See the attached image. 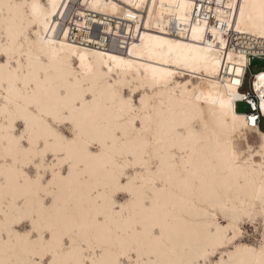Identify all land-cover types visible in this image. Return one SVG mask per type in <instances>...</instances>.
<instances>
[{
    "label": "snow or ice",
    "instance_id": "obj_1",
    "mask_svg": "<svg viewBox=\"0 0 264 264\" xmlns=\"http://www.w3.org/2000/svg\"><path fill=\"white\" fill-rule=\"evenodd\" d=\"M227 7L264 36V0ZM57 8L0 0V264H264V72L255 96L244 67L206 91L118 57L96 72Z\"/></svg>",
    "mask_w": 264,
    "mask_h": 264
},
{
    "label": "bare ground",
    "instance_id": "obj_2",
    "mask_svg": "<svg viewBox=\"0 0 264 264\" xmlns=\"http://www.w3.org/2000/svg\"><path fill=\"white\" fill-rule=\"evenodd\" d=\"M72 0H56L57 3V15L52 17L55 27V38L59 42H63L69 45V51H74L75 55L72 56L74 64L79 63V57L83 55L85 57V64H90L94 71L101 72L106 69L104 64H110L109 57H118L122 60L134 61L136 64L146 63L152 67L164 68L169 71L180 73L177 76L172 77L175 86H181L185 83H189V86L204 85L202 90H207L210 86V82L227 83L230 79H234L235 75L232 72V67L236 68L244 67L248 65V57L244 53L231 49L226 43L224 34L218 27L209 28L205 23L190 22L191 4L187 0H122L118 2L115 0H79L83 7L87 8L90 13L106 16L107 18L119 19L122 18L131 9L138 11L143 10L145 12L142 18V24L145 26L139 41H137L128 52L118 53L115 51L102 50L95 46L81 45L77 42L70 40V31L72 30L69 21L71 19L70 2ZM239 4V3H238ZM138 5V7H137ZM115 6V7H113ZM131 8V9H130ZM234 15L232 20V28L239 22L238 8H233ZM176 19L180 26H189L187 35L172 36L166 33V28L171 24V20ZM98 24L105 25V32H111V25L105 22L101 23V20L94 21ZM203 29V39L193 40L192 30L197 26ZM213 29L216 30V35H213ZM236 29V28H235ZM67 33V37L63 34ZM209 33V34H207ZM241 34L258 40L260 50H264V36L253 35L250 31H241ZM145 36L155 37L161 41L171 42L172 45H182L184 47L175 48L171 50V59L175 61L179 58L180 63L186 64V67H176V63L163 64L160 62L161 55L164 58H169V49L167 45L160 46L156 40L146 41ZM223 40V44L220 41ZM211 45V51L208 50V46ZM150 46V47H149ZM193 49H199L200 51H194ZM152 51L156 54L154 60H142L137 55H131L133 52L147 54ZM255 55H261L264 51H254ZM65 54H68L66 52ZM208 57V61L202 59V57ZM231 56L230 62L227 57ZM219 59V71L215 76H210L208 69L211 68V61ZM241 59L246 61V64L241 63ZM195 67L198 70L193 72L192 68ZM264 71H260L251 76L250 86L255 91V84L259 74ZM182 88L175 87V91H182ZM219 91L223 92L221 87ZM239 91V90H238ZM245 95V93H241ZM167 99V97L165 98Z\"/></svg>",
    "mask_w": 264,
    "mask_h": 264
},
{
    "label": "built area",
    "instance_id": "obj_3",
    "mask_svg": "<svg viewBox=\"0 0 264 264\" xmlns=\"http://www.w3.org/2000/svg\"><path fill=\"white\" fill-rule=\"evenodd\" d=\"M122 2V0H115ZM191 4V23H205L209 28L218 27L222 30L226 43L231 49L244 53L248 57V65L246 67V80L250 72V67L256 61L264 60V53L255 55L254 51L260 50L257 43L258 40L248 37L236 31L235 28L228 27L232 24L234 9H228L229 2L233 4L239 3V0H187ZM235 8V7H234ZM131 9V8H130ZM122 18L112 19L106 16L90 13L87 8L83 7L79 0L70 2L71 19L69 24L72 30L70 31V40L81 45L95 46L102 50L115 51L118 53H126L130 48L140 40L145 26L142 24V18L145 15L143 10L138 11L131 9ZM131 17H135L132 19ZM101 20L111 25V32H105V25L95 23L96 20ZM176 19L171 20V24L166 28L168 35L181 36L187 35L189 26H180ZM209 34V33H207ZM253 77V75H251ZM246 82L243 85L245 88ZM245 95H256L253 87L250 86V91ZM258 99V96H256Z\"/></svg>",
    "mask_w": 264,
    "mask_h": 264
},
{
    "label": "rangeland",
    "instance_id": "obj_4",
    "mask_svg": "<svg viewBox=\"0 0 264 264\" xmlns=\"http://www.w3.org/2000/svg\"><path fill=\"white\" fill-rule=\"evenodd\" d=\"M260 71H264V60L257 59L250 67V72L246 80L245 88L241 91V93L250 91L251 75H254Z\"/></svg>",
    "mask_w": 264,
    "mask_h": 264
}]
</instances>
